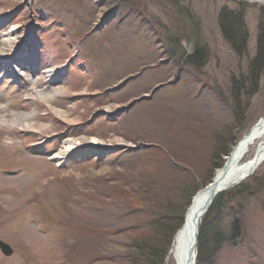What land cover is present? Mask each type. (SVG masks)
I'll return each mask as SVG.
<instances>
[{
    "label": "rangeland",
    "instance_id": "1",
    "mask_svg": "<svg viewBox=\"0 0 264 264\" xmlns=\"http://www.w3.org/2000/svg\"><path fill=\"white\" fill-rule=\"evenodd\" d=\"M225 8L243 14L244 51L223 34ZM13 30L19 35L13 50L0 47L8 51L0 52L2 113L36 111V121L47 127L0 125V240L13 249L9 257L0 250V264L127 263L126 257L93 258L97 250L106 257L107 248L115 260L114 245L125 237L99 229L141 219L122 206L143 209L141 197L185 205L186 213L264 114V3L0 0V35ZM198 47L202 64L187 63ZM16 63L32 75L45 71L37 89L69 88L53 105L75 122L29 97L32 82L10 69ZM52 67L55 73L46 75ZM80 136L88 138L57 162L52 154L62 140ZM254 152L255 146L246 158ZM224 194L232 198L212 215L205 237L216 228L228 235L234 219L241 232L222 244L212 264H264V162L215 199Z\"/></svg>",
    "mask_w": 264,
    "mask_h": 264
},
{
    "label": "bare ground",
    "instance_id": "2",
    "mask_svg": "<svg viewBox=\"0 0 264 264\" xmlns=\"http://www.w3.org/2000/svg\"><path fill=\"white\" fill-rule=\"evenodd\" d=\"M264 3V0H253ZM41 36H39L40 39ZM19 35L16 30L8 32L7 34L0 35V47H8L7 50H13L15 45L19 42ZM23 41V39H22ZM21 41V42H22ZM8 51L0 50L1 54H6ZM6 61V60H5ZM8 64L10 62L8 61ZM10 69L14 70L18 77L25 76L32 82L33 89L28 94L34 100L41 99L50 111L56 115L62 117L68 122H75V119L69 118V113L65 109L55 107L54 101L60 94L68 92L69 88L60 83V85L49 84V89H37L36 85L45 80V71L43 74L32 75V72L20 71L19 65L14 64ZM48 69V68H47ZM54 68L46 70L48 74L52 75ZM58 70V68H56ZM20 71V72H19ZM2 73V72H1ZM2 75V74H0ZM1 78V77H0ZM47 78V77H46ZM47 80V79H46ZM27 106V105H25ZM3 104H0V125L26 127L28 129L44 130L47 125L36 121V111H27L24 109H18L9 114H3ZM175 117L179 118L178 115ZM10 131V130H8ZM88 137L80 136L78 138H65L61 142V146L56 150L52 156L58 159L57 162H61L65 159L66 155L75 147H78L82 142L87 140ZM9 139V138H8ZM92 141L99 144L104 142L96 137H91ZM11 145H15V142H11ZM255 146V152L252 156L246 158L251 148ZM264 162V114L260 119L240 138L230 153L227 155L224 164L216 170L214 180L211 183L206 184L203 188H200L191 201L183 221L179 228L171 238V249L166 257L165 264H197L198 258V236L200 233V225L203 217L206 213V209L212 205L215 197L221 192L230 190L242 183L245 179L251 176ZM13 234V232H10Z\"/></svg>",
    "mask_w": 264,
    "mask_h": 264
},
{
    "label": "trees",
    "instance_id": "3",
    "mask_svg": "<svg viewBox=\"0 0 264 264\" xmlns=\"http://www.w3.org/2000/svg\"><path fill=\"white\" fill-rule=\"evenodd\" d=\"M220 24L225 38L229 40L233 49L236 51H244L247 47L249 36L242 12L233 9L230 10L229 8L221 10ZM180 55H183V53ZM258 59L261 60L263 57L261 55L260 57H257L255 60L256 64L259 63ZM186 62L192 65L193 63L194 65H201V49H199V47L195 49L191 55L187 56ZM225 152L226 151H224V153ZM217 166H220V162ZM145 192L147 193V191ZM192 192L194 194L193 190ZM224 198L229 200L232 198V195L224 194V196H218L209 208L206 216L203 218L199 233L200 236H198L200 258L199 263L197 264H212V260L222 244L225 243V241H231L240 236L241 224L239 223V220L234 219L228 235L227 231L221 232V230L217 228L211 231L208 229L211 239L206 238V230L210 223V219L213 214L220 213L222 207L226 203ZM190 199L191 198H188L187 202H189ZM141 200L142 203L146 205L143 209L128 207L130 206L128 204L129 202L122 205L125 209L128 208L127 213L130 215H143V217H139L141 219H132L126 228L118 227V229L115 227L116 224L113 225L112 228H109V225L106 224V226L102 228L103 230L99 229L100 234H110L111 237L113 236L115 238H117L116 233L121 235L125 234V237L121 240V245H114L115 248L116 246L118 247V254L116 253L117 255H113L115 260H112L113 257L108 254L107 248L105 250V253L107 254L106 257H101L99 250H97L93 256L95 260L97 259L99 262L122 261V258L126 257L125 261L127 263L124 264L163 263V260H165L167 255L168 247L171 243V238L183 221V214L185 213L186 206L184 205L182 208L178 206L171 207L170 205L164 206L161 202L156 200H153L152 203L146 197H141L139 201ZM112 205H115V203ZM139 205L141 206L140 203ZM146 215L148 216L146 217ZM206 240L207 243H205Z\"/></svg>",
    "mask_w": 264,
    "mask_h": 264
},
{
    "label": "water",
    "instance_id": "4",
    "mask_svg": "<svg viewBox=\"0 0 264 264\" xmlns=\"http://www.w3.org/2000/svg\"><path fill=\"white\" fill-rule=\"evenodd\" d=\"M208 208L206 209V212ZM0 248L5 255H11L13 253V249L9 246V244L3 242L2 240H0Z\"/></svg>",
    "mask_w": 264,
    "mask_h": 264
}]
</instances>
